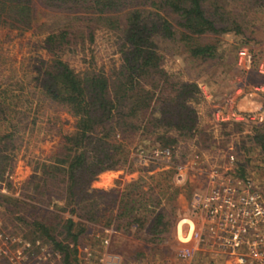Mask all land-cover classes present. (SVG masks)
<instances>
[{
    "label": "rangeland",
    "instance_id": "374dc122",
    "mask_svg": "<svg viewBox=\"0 0 264 264\" xmlns=\"http://www.w3.org/2000/svg\"><path fill=\"white\" fill-rule=\"evenodd\" d=\"M260 3L255 8L238 3L236 11L242 15L249 39H239L232 33L223 35L225 53L220 62L193 66L181 56L165 53L163 68L181 80L196 82L200 89L192 101L200 131L191 137H179L170 130L167 135L178 138L170 146L174 151L162 147L157 138L163 128L155 133L140 128L120 135L125 137L124 163L100 173L92 187L104 192L100 204L103 208L120 192L132 190L130 197L137 205L138 201H148V211L140 208L139 215H147L149 220L143 227L133 223L127 229L122 221L106 226L103 217L98 222H85V231L78 240V262L71 264H208L212 257L203 252H195L191 258L180 257L179 252L192 245L175 237L177 219L193 214L194 193L210 190L212 174H231L264 191V155L254 140L252 125L264 122V0ZM34 4L37 13L31 29L18 34L0 27V134L11 133L14 147L12 170L0 180V198L10 195L31 203L25 206L27 212L20 209L15 214L28 219L33 218L32 212L39 214L33 207L36 205L84 222L76 212L65 208L64 200L45 198L43 202L32 197L42 189L43 164L59 151L63 136L74 129L76 121L67 107L44 94L37 81V67L50 58L42 48V40L51 28L63 25L71 13L63 7H45L40 0ZM114 41L111 31L100 29L94 43L66 50L61 58L79 72L109 71L119 63ZM243 47L249 51L251 63L238 66L237 51ZM259 117L263 119L260 122ZM240 121L243 125L233 124ZM159 149L169 152L153 155ZM230 155L235 157L233 163ZM112 209L113 217L118 213L117 201ZM158 212L164 215L165 225L158 226L163 231L156 235L150 227ZM15 215L0 208V264H63L62 255L51 251L52 244L34 238L23 223L13 220ZM106 238L107 245L103 242Z\"/></svg>",
    "mask_w": 264,
    "mask_h": 264
},
{
    "label": "trees",
    "instance_id": "16d2710c",
    "mask_svg": "<svg viewBox=\"0 0 264 264\" xmlns=\"http://www.w3.org/2000/svg\"><path fill=\"white\" fill-rule=\"evenodd\" d=\"M40 1L45 7H63L71 13L63 25L51 28L42 40L50 58L37 67V81L44 94L67 107L76 121L74 129L63 136L59 151L43 164L40 177L44 183L32 197L43 202L45 198L64 200L65 208L76 212L84 222L36 205L33 207L39 214L30 213L32 219L15 215L20 209L27 212L25 206L31 203L10 195H2L0 208L15 215L13 220L23 223L34 238L52 244L51 251L62 255L63 264H71L78 262V240L85 222H98L103 217L106 226L122 221L127 229L133 223L143 227L149 220L147 215H139L140 208L148 211V201H138L137 205L130 197L132 190L120 192L103 208L104 192L92 187L100 173L124 163L125 137L120 135L140 128L146 133L163 128L157 138L162 147L169 148L178 141L167 135L170 130L179 137H191L200 131L197 110L192 105L200 89L196 82L181 80L163 68L165 53L181 56L193 66L220 62L225 53L223 35L232 33L239 39H249L242 15L236 11L238 3L255 8L261 0ZM34 2L0 0V27L18 34L31 29L37 13ZM100 29L115 36L118 65L109 71L79 72L61 58L66 50L94 43ZM243 122L233 124L238 127ZM252 125L254 140L264 155V122ZM13 148L12 134H0V180L12 170ZM116 201L118 213L112 217L110 210ZM104 211L108 215H102ZM163 218L158 212L152 221L150 230L156 235L163 231L158 229L165 225Z\"/></svg>",
    "mask_w": 264,
    "mask_h": 264
},
{
    "label": "built area",
    "instance_id": "2783aa9c",
    "mask_svg": "<svg viewBox=\"0 0 264 264\" xmlns=\"http://www.w3.org/2000/svg\"><path fill=\"white\" fill-rule=\"evenodd\" d=\"M250 63L249 51L240 48L238 66ZM168 152V149H159L153 155ZM234 160L230 155L229 161ZM210 186L207 192L194 193L193 214L177 219L176 239L192 245L181 250L179 256L191 258L195 252H203L212 257L208 264H264V191L251 181L231 174L222 177L212 174ZM103 242L107 245L108 239Z\"/></svg>",
    "mask_w": 264,
    "mask_h": 264
}]
</instances>
